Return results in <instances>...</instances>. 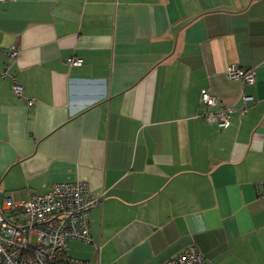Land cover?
<instances>
[{"label":"crops","instance_id":"0c3cea01","mask_svg":"<svg viewBox=\"0 0 264 264\" xmlns=\"http://www.w3.org/2000/svg\"><path fill=\"white\" fill-rule=\"evenodd\" d=\"M71 181L85 264H264V0H0V206Z\"/></svg>","mask_w":264,"mask_h":264},{"label":"built area","instance_id":"2783aa9c","mask_svg":"<svg viewBox=\"0 0 264 264\" xmlns=\"http://www.w3.org/2000/svg\"><path fill=\"white\" fill-rule=\"evenodd\" d=\"M67 63L80 66L82 59L69 57ZM227 75L246 85L255 81L252 69L234 65L228 67ZM13 89L17 94L22 91L17 84ZM200 100L207 106L218 104L217 98L207 89L200 90ZM253 100L252 95H242L241 111L244 112L248 102ZM234 108L205 111L204 116L208 122L222 128L229 123ZM99 203L100 197L93 196L83 181L55 182L45 192L34 193L20 202L5 198L0 206V264H85L68 256L66 248L72 239L90 242L89 211ZM159 264L210 263L195 246L190 245Z\"/></svg>","mask_w":264,"mask_h":264}]
</instances>
